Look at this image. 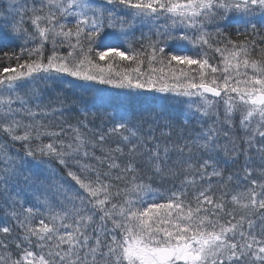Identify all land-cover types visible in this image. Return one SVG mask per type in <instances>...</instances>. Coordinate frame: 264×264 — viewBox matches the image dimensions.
<instances>
[{
  "label": "snow or ice",
  "instance_id": "1",
  "mask_svg": "<svg viewBox=\"0 0 264 264\" xmlns=\"http://www.w3.org/2000/svg\"><path fill=\"white\" fill-rule=\"evenodd\" d=\"M262 28L264 0H0V264H264Z\"/></svg>",
  "mask_w": 264,
  "mask_h": 264
},
{
  "label": "trees",
  "instance_id": "2",
  "mask_svg": "<svg viewBox=\"0 0 264 264\" xmlns=\"http://www.w3.org/2000/svg\"><path fill=\"white\" fill-rule=\"evenodd\" d=\"M261 35H264V28L261 29ZM139 36H140V31H138V30L135 31L130 36V40L133 44V47L137 48V49L140 47V44H141V41L138 40ZM232 38L233 39L237 38L234 31L232 32ZM125 47H127V46L125 45ZM10 50H14L17 53H19V48L10 49ZM11 63H12V65H15L14 60ZM123 63H127V62H123ZM6 66H8V61L7 60H0V67H6ZM58 96L60 99L65 100L64 109H66V110H64L62 113L56 112L55 115L49 117V119L52 120L54 124H61V122L64 120H66L68 123L75 124L76 119L78 117H80V114L77 111H75L74 109L67 110V109H70L71 105H72V100L74 98L73 90L71 89V87L69 85H59V84H55V83L49 81L48 85H47V91L45 92L44 102L45 103L51 102L50 107L59 108L60 105L57 101ZM80 118H82V117H80ZM98 123H99V121L97 120V124ZM61 126H63V125L61 124ZM46 142H47V140H45V143ZM13 147L14 148H20V145L16 144V145H13Z\"/></svg>",
  "mask_w": 264,
  "mask_h": 264
},
{
  "label": "rangeland",
  "instance_id": "3",
  "mask_svg": "<svg viewBox=\"0 0 264 264\" xmlns=\"http://www.w3.org/2000/svg\"><path fill=\"white\" fill-rule=\"evenodd\" d=\"M138 31H140V30H138ZM144 31H147V29H144ZM68 79H71V78H68Z\"/></svg>",
  "mask_w": 264,
  "mask_h": 264
}]
</instances>
